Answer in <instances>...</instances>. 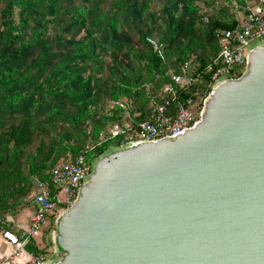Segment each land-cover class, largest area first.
<instances>
[{"label": "trees", "instance_id": "16d2710c", "mask_svg": "<svg viewBox=\"0 0 264 264\" xmlns=\"http://www.w3.org/2000/svg\"><path fill=\"white\" fill-rule=\"evenodd\" d=\"M255 1L0 0V233L29 207L37 182L51 185L58 164L116 125L147 121L186 65L202 76L180 101L201 111L212 90L203 72L221 35ZM123 142L110 139L94 154ZM55 220L44 249L31 243V252L47 253Z\"/></svg>", "mask_w": 264, "mask_h": 264}, {"label": "water", "instance_id": "95a60500", "mask_svg": "<svg viewBox=\"0 0 264 264\" xmlns=\"http://www.w3.org/2000/svg\"><path fill=\"white\" fill-rule=\"evenodd\" d=\"M42 264H264V43L183 134L92 163Z\"/></svg>", "mask_w": 264, "mask_h": 264}, {"label": "built area", "instance_id": "2783aa9c", "mask_svg": "<svg viewBox=\"0 0 264 264\" xmlns=\"http://www.w3.org/2000/svg\"><path fill=\"white\" fill-rule=\"evenodd\" d=\"M246 13L234 30L221 35L219 53L203 72L209 76L207 87L210 89L222 80L233 78L232 74L235 72L243 71L248 51L255 45L264 43V0H256L253 5H248ZM148 42L157 48L155 41L148 39ZM195 74L189 65L172 73L173 84L163 87L161 102L153 100V108L147 121L135 130H131L129 124L114 126L107 133H103L96 143H88L74 161L58 164L53 170L50 186L41 182L35 184V189L28 198V229L24 230L20 224L14 223L17 233L10 230L2 232L3 238L15 248L7 257L9 264H42L52 256L53 251L41 255L31 254L24 263L17 261L30 239L74 204L80 187L91 172L96 158L94 151L106 141L123 136L126 142L122 145L150 142L181 135L194 126L201 111L190 106L191 99L185 103L180 101V93L202 76L198 73L195 77Z\"/></svg>", "mask_w": 264, "mask_h": 264}, {"label": "crops", "instance_id": "0c3cea01", "mask_svg": "<svg viewBox=\"0 0 264 264\" xmlns=\"http://www.w3.org/2000/svg\"><path fill=\"white\" fill-rule=\"evenodd\" d=\"M29 207L21 213L19 218L17 220H6V230H10L12 232H16L14 229V223L20 224L23 229H28V219H29ZM4 230V231H6ZM3 231V232H4ZM46 229L43 230L42 232H38L37 234L34 235L32 239L26 244L25 248L23 249L22 254L17 258V261L20 263H24L30 258V255H36L33 252H31L28 248V245L33 243L35 247L39 250H43L45 243H44V236H45ZM17 233V232H16ZM14 246L8 243L2 236V233H0V264H9L7 257L10 256L14 252ZM53 251V246H50L46 252L50 253Z\"/></svg>", "mask_w": 264, "mask_h": 264}, {"label": "rangeland", "instance_id": "374dc122", "mask_svg": "<svg viewBox=\"0 0 264 264\" xmlns=\"http://www.w3.org/2000/svg\"><path fill=\"white\" fill-rule=\"evenodd\" d=\"M249 2H250V1H249ZM244 69H245V67H244ZM244 69H243V71H242V72H244ZM44 230H45V229H44ZM50 256H51V255H50ZM50 256H49V257H50Z\"/></svg>", "mask_w": 264, "mask_h": 264}]
</instances>
